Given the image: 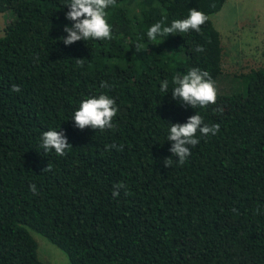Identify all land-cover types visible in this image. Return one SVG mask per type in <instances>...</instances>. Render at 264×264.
Here are the masks:
<instances>
[{
  "label": "trees",
  "instance_id": "obj_1",
  "mask_svg": "<svg viewBox=\"0 0 264 264\" xmlns=\"http://www.w3.org/2000/svg\"><path fill=\"white\" fill-rule=\"evenodd\" d=\"M225 1L117 0L111 40L65 45L68 0H0L10 16L0 35V264H47L33 234L67 264H264V63L222 72L210 16ZM190 8L208 16L200 32L148 39L152 24ZM191 67L210 73L215 104L182 105L171 83L160 92L162 80ZM101 81L119 107L116 128L80 130L72 114L106 91ZM196 112L220 131L197 133L186 162L166 167V121ZM49 128L65 132L73 146L65 156L40 147ZM113 143L123 150H105Z\"/></svg>",
  "mask_w": 264,
  "mask_h": 264
},
{
  "label": "clouds",
  "instance_id": "obj_2",
  "mask_svg": "<svg viewBox=\"0 0 264 264\" xmlns=\"http://www.w3.org/2000/svg\"><path fill=\"white\" fill-rule=\"evenodd\" d=\"M117 5V0H68L66 4L67 12L65 19L70 21L69 25H65L63 31L65 36H61L60 40L65 45H72L77 41L88 40H111L112 25L108 22V9ZM166 17L152 24L146 33L150 41L157 40L158 37L168 36L169 34L187 33L190 30L200 32L201 26L208 20V16L197 10L190 8L188 15L184 19H174L167 24ZM143 44L135 45L136 52H140ZM196 52H203L204 47L197 45ZM78 66H83V59H76ZM171 83V96L173 100H178L182 105L190 106L194 109L206 108L209 104H215L217 99V89L215 81L210 73L199 67H191L186 73H176L171 82L164 79L160 82V92L168 93ZM112 86L107 81H101L100 88L105 89L95 95H89L79 102L78 108L73 112L71 120L74 126L80 130L92 128L104 132L106 129H115L113 123L114 118L119 112L116 100L107 94ZM12 91L19 92L18 85H13ZM169 125L167 141H171L169 151L172 156L164 159V165L168 168L173 163L183 165L191 155V148L200 143L199 136L207 137L216 135L220 131V125L206 124L203 117L196 112L195 115L189 116L184 123H173L166 121ZM199 133V136L197 135ZM40 147L44 151L51 152L54 150L57 156H65L73 147L67 139L63 130L49 128L43 131L40 137ZM123 150V145L117 146L115 143L105 145V150L111 151ZM177 157L178 159H173ZM52 165L48 164L43 170L51 171ZM125 188L123 182L114 185L113 196L119 195V189ZM31 191L37 192L36 185H30Z\"/></svg>",
  "mask_w": 264,
  "mask_h": 264
},
{
  "label": "rangeland",
  "instance_id": "obj_3",
  "mask_svg": "<svg viewBox=\"0 0 264 264\" xmlns=\"http://www.w3.org/2000/svg\"><path fill=\"white\" fill-rule=\"evenodd\" d=\"M0 14V35L9 20ZM210 21L222 47L221 70L225 74L256 69L264 63V0H227ZM39 260L67 264L65 255L44 238L33 234Z\"/></svg>",
  "mask_w": 264,
  "mask_h": 264
}]
</instances>
